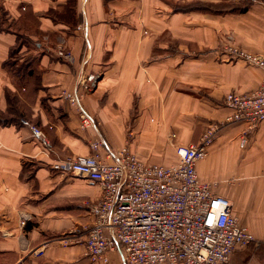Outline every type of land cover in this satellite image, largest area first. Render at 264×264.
<instances>
[{"label": "crops", "instance_id": "1", "mask_svg": "<svg viewBox=\"0 0 264 264\" xmlns=\"http://www.w3.org/2000/svg\"><path fill=\"white\" fill-rule=\"evenodd\" d=\"M203 3L214 7L195 6ZM226 3L0 0L13 22L10 32L0 31V109L9 103L6 90L15 92L49 142L29 125L0 124V264H124L121 249L110 251L107 262L86 254L88 204L99 198L100 185L51 164L89 154L90 142L104 140L113 151L128 145L142 160L170 165L179 160V145L197 143L209 124L225 119L231 112L225 95L250 92L264 78L262 67L224 51L234 43L264 57V0L235 12L221 8ZM17 32L33 42L22 51L38 58L37 87L33 77L21 84L4 67ZM63 37L73 64L55 54ZM92 73L100 76L97 86L81 103L93 122L82 127L60 92ZM246 130L243 122L225 124L197 172L230 200L255 238L234 251L230 264H264V121L242 146Z\"/></svg>", "mask_w": 264, "mask_h": 264}, {"label": "built area", "instance_id": "2", "mask_svg": "<svg viewBox=\"0 0 264 264\" xmlns=\"http://www.w3.org/2000/svg\"><path fill=\"white\" fill-rule=\"evenodd\" d=\"M224 51L264 69V57L234 43L226 44ZM55 54L71 64L75 61L64 37ZM99 77L98 73L88 74L75 89L60 92L79 111L82 127H89L93 118L81 99L97 86ZM224 103L230 114L209 124L197 143L179 145L176 163H150L128 145L113 151L104 140L90 142L89 154L52 162L53 170L84 176L101 187L99 198L88 204L92 222L84 229L86 254L91 260L107 262L110 251L121 249L124 264H230L234 251L255 239L234 213L230 200L199 177L197 162L207 156L225 124L247 125L241 137L243 146L247 132L264 121V78L250 92H228ZM21 122L49 144L41 128L25 118ZM42 252L34 251L36 255Z\"/></svg>", "mask_w": 264, "mask_h": 264}, {"label": "trees", "instance_id": "3", "mask_svg": "<svg viewBox=\"0 0 264 264\" xmlns=\"http://www.w3.org/2000/svg\"><path fill=\"white\" fill-rule=\"evenodd\" d=\"M73 6L71 8H75L76 2L73 1ZM252 0H245L242 2H229L226 4L220 5L222 7H226L230 11L237 10H245L249 7ZM75 5V6H74ZM193 6V5H191ZM200 9L212 10L214 7L213 3H203L201 5H195ZM1 7V15H0V31H11L12 23L7 19V12L4 6ZM73 8V9H74ZM187 9V5H179L176 6V9ZM219 10V9H218ZM17 41L11 47L9 56L4 62V67L9 71L11 76L19 81L21 84H26L28 77H33V80L37 85H39V71L35 68V63L38 61V58L32 55L24 56L22 49L24 45H29L32 42L30 37L25 33L17 32ZM6 97L8 100V105L5 110L0 109V124L1 125H11L14 124L16 126H20L22 124L21 119L25 118L29 120L32 124L34 120L30 117V109L23 102V100L12 90H6ZM37 125V124H35Z\"/></svg>", "mask_w": 264, "mask_h": 264}, {"label": "rangeland", "instance_id": "4", "mask_svg": "<svg viewBox=\"0 0 264 264\" xmlns=\"http://www.w3.org/2000/svg\"><path fill=\"white\" fill-rule=\"evenodd\" d=\"M181 4H183V3H181ZM176 6V5H175ZM176 8V7H175Z\"/></svg>", "mask_w": 264, "mask_h": 264}]
</instances>
